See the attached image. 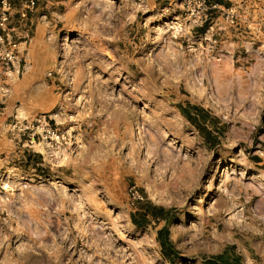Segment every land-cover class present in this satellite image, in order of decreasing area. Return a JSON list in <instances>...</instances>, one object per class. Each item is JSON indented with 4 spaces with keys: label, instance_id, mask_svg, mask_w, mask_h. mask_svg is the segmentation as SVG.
I'll list each match as a JSON object with an SVG mask.
<instances>
[{
    "label": "rangeland",
    "instance_id": "obj_1",
    "mask_svg": "<svg viewBox=\"0 0 264 264\" xmlns=\"http://www.w3.org/2000/svg\"><path fill=\"white\" fill-rule=\"evenodd\" d=\"M210 3L0 0V264H264V38Z\"/></svg>",
    "mask_w": 264,
    "mask_h": 264
},
{
    "label": "trees",
    "instance_id": "obj_2",
    "mask_svg": "<svg viewBox=\"0 0 264 264\" xmlns=\"http://www.w3.org/2000/svg\"><path fill=\"white\" fill-rule=\"evenodd\" d=\"M218 1H214L213 3H217ZM207 25V23H205ZM181 114L186 118L188 122H190L200 133V135L204 138V141L208 145H215L225 132V124H221L220 127H217L218 118L214 115H211L208 110L197 106L191 105L184 106L180 108ZM150 215L153 219L164 220L166 224L162 226L157 231V239L161 247V252L163 257L172 263V257H175L177 254V250L174 248L170 240L168 239V220L166 217L167 210L163 207L158 206H150ZM149 212L145 210L141 213L142 220H146ZM132 222L137 224V220L132 218ZM204 264H246L240 255L237 254H229L228 250H224L218 254L205 257Z\"/></svg>",
    "mask_w": 264,
    "mask_h": 264
},
{
    "label": "crops",
    "instance_id": "obj_3",
    "mask_svg": "<svg viewBox=\"0 0 264 264\" xmlns=\"http://www.w3.org/2000/svg\"><path fill=\"white\" fill-rule=\"evenodd\" d=\"M216 0H211L213 3ZM216 5L218 8L222 6L233 7L236 9L237 15L239 16L240 22L243 26H249L250 29L247 32L243 31L247 38L253 40H259L264 38V34L258 31L257 25H264V0H217ZM245 37V36H243ZM245 45L246 52L243 56H239L238 59L241 61H248L249 59L256 57L255 54L260 55V49L255 48L250 42ZM229 61V60H228ZM243 66V63L241 64Z\"/></svg>",
    "mask_w": 264,
    "mask_h": 264
},
{
    "label": "built area",
    "instance_id": "obj_4",
    "mask_svg": "<svg viewBox=\"0 0 264 264\" xmlns=\"http://www.w3.org/2000/svg\"><path fill=\"white\" fill-rule=\"evenodd\" d=\"M215 6H216V3H210V7H215ZM4 20H5V16L0 18V26L3 24ZM1 41H2V37L0 35V42ZM14 46H15V44H12V47L10 46L11 48H9L5 52H3L1 59L3 60L4 64H9L13 60L14 56H13L12 51H13ZM47 132L51 135L56 136V137L58 136V133L55 132L54 129H51L49 127H47Z\"/></svg>",
    "mask_w": 264,
    "mask_h": 264
}]
</instances>
